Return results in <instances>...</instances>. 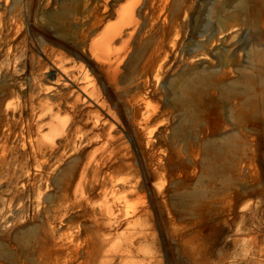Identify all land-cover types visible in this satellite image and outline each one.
I'll use <instances>...</instances> for the list:
<instances>
[{
    "label": "rangeland",
    "instance_id": "374dc122",
    "mask_svg": "<svg viewBox=\"0 0 264 264\" xmlns=\"http://www.w3.org/2000/svg\"><path fill=\"white\" fill-rule=\"evenodd\" d=\"M144 2L119 91L90 68L115 140L43 159L20 110L52 47L88 60L62 38L130 2L0 0V264H264V0Z\"/></svg>",
    "mask_w": 264,
    "mask_h": 264
},
{
    "label": "bare ground",
    "instance_id": "6f19581e",
    "mask_svg": "<svg viewBox=\"0 0 264 264\" xmlns=\"http://www.w3.org/2000/svg\"><path fill=\"white\" fill-rule=\"evenodd\" d=\"M127 1L130 2L128 5L113 9L111 15L119 19L116 25H107L104 17L88 37L79 41L62 38L73 43L76 50L81 51L88 60L73 58L67 50L56 53L52 47L50 64L42 70L53 73L56 79L49 85L37 84L36 89L31 91L29 100L21 107V114L29 111L32 116L26 126L21 128L22 147L26 148L28 143L34 153L46 159L58 152H61L59 157L65 156V149L68 147L76 148L83 143L109 144L115 140L114 131L121 124L115 113L117 111L110 103V95L101 92L96 86L90 75V68L93 66L100 72L109 89L113 87L116 92L119 91L128 57L124 45L132 42L130 39H133L141 24L140 11L146 7L145 0ZM107 4L108 2L105 7ZM59 31L64 35L61 29L56 33ZM62 39L55 43L62 47ZM119 44L124 47H119ZM129 100L134 107L143 101L138 100L137 95L130 96ZM9 125L11 127L10 123ZM87 127L89 131L85 132ZM0 138L3 144L11 140L9 136ZM90 174L97 176L99 166L88 161L83 165L79 180L87 181Z\"/></svg>",
    "mask_w": 264,
    "mask_h": 264
}]
</instances>
